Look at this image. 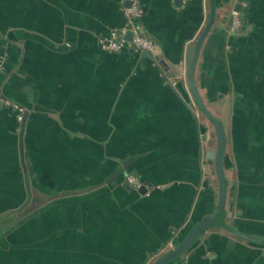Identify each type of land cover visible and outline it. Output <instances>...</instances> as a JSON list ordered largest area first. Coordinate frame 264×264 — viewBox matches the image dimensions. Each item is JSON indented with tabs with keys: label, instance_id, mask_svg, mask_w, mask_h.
Wrapping results in <instances>:
<instances>
[{
	"label": "crops",
	"instance_id": "obj_1",
	"mask_svg": "<svg viewBox=\"0 0 264 264\" xmlns=\"http://www.w3.org/2000/svg\"><path fill=\"white\" fill-rule=\"evenodd\" d=\"M139 4L149 54L100 45L129 0H0V90L26 111L21 130L0 106V264H154L215 213L186 72L211 16L195 83L224 130L225 222L259 241L214 225L165 264H264V0Z\"/></svg>",
	"mask_w": 264,
	"mask_h": 264
},
{
	"label": "water",
	"instance_id": "obj_2",
	"mask_svg": "<svg viewBox=\"0 0 264 264\" xmlns=\"http://www.w3.org/2000/svg\"><path fill=\"white\" fill-rule=\"evenodd\" d=\"M213 4V3H212ZM212 15V14H211ZM212 17V16H211ZM209 19L207 24L205 25V28L203 29L200 37L197 40L196 46L194 48L193 53L190 55L187 54V81L189 86V91L192 97L193 102L195 103L196 107L205 115V117L208 119V122L212 125V130H214V134L216 136V147L214 149H210L207 151L206 157L210 159L211 162L214 161V167H215V173L219 179V197L217 202V209L215 213L202 221H200L198 224L193 226L188 233L185 235L183 240H181L179 243H177L171 250L167 251L158 259L154 264H165L167 261L181 255L192 243L193 241L198 237L199 233L203 230L208 229L211 226L214 225H220L224 227L229 232L238 235L239 237L251 241H259V239H253L251 237H248L245 234L240 233L238 230H236L234 227L230 226L225 222V211H224V203H225V194H226V185H225V178L223 176L222 172V154L223 149L225 145V135L224 130L221 125V123L217 120V118L207 109L205 106L202 98L200 97L197 86L195 83L194 78V70L195 65L197 61V56L199 53V49L202 43L203 38L205 37V34L209 28V26L212 23V19ZM132 33L128 31L125 35L127 39H131ZM129 50L133 51L134 49L132 47L129 48ZM142 53H151V52H142ZM25 117H26V111L24 112L23 118L21 120L20 129L23 130V126L25 123ZM21 146V141H20ZM22 151V147H21ZM23 155V153H21ZM138 192H145V187L142 186L138 189H136ZM33 207H35V199H33L29 206L24 208L22 211L19 212V215H24L28 213Z\"/></svg>",
	"mask_w": 264,
	"mask_h": 264
},
{
	"label": "built area",
	"instance_id": "obj_3",
	"mask_svg": "<svg viewBox=\"0 0 264 264\" xmlns=\"http://www.w3.org/2000/svg\"><path fill=\"white\" fill-rule=\"evenodd\" d=\"M181 3H186L188 0H180ZM125 16V24L119 28H113L109 31L108 35L102 37L100 45L103 49L108 51H120L122 49L132 47L134 50L140 52H152L155 47L154 40L142 32L141 23L139 17L142 13L139 0H129V5L123 9ZM241 25L240 15L237 10H233L230 16L229 28L231 30L239 28ZM130 31L132 33L131 39L125 37L126 33ZM1 68V64H0ZM0 106L10 108L18 122L23 118L25 107L6 96H4L0 90ZM125 183L133 189H138L142 186L145 189L149 187L143 182V180L133 172H127L124 175ZM151 187V186H150ZM171 246V243L169 242Z\"/></svg>",
	"mask_w": 264,
	"mask_h": 264
}]
</instances>
